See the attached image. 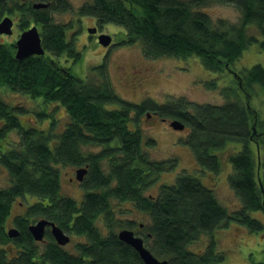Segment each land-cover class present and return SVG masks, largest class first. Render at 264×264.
<instances>
[{
  "label": "trees",
  "instance_id": "16d2710c",
  "mask_svg": "<svg viewBox=\"0 0 264 264\" xmlns=\"http://www.w3.org/2000/svg\"><path fill=\"white\" fill-rule=\"evenodd\" d=\"M55 1L35 10L18 0H0V17L17 15L21 31L32 23L38 26L44 49L43 55L17 60L15 45L0 41V164L9 175L8 185L0 188V264H145L119 240L122 229L133 230L167 264H222L224 254L212 237L217 228L232 221L254 233L264 227L250 216L251 211L264 212V155L259 156L264 152V122L249 103L254 86L264 89V67L233 68L252 42L264 49V0H234L237 23L214 22L201 10L218 0H89L76 9L79 17H93L98 28L113 23L124 29L123 44L137 43L147 58L194 56L208 72L228 75L220 105L184 97L159 105L149 99L135 104L117 94L104 61L83 79L71 74L58 60L65 57L75 64L82 53L73 43L74 32L68 39L72 24L54 22L52 16V10L69 11L70 2ZM251 28L262 42L256 33L247 35ZM207 86L217 89L215 81ZM9 91L40 102L46 110L53 108L37 113L38 122L47 119V126L24 125L19 117L26 109L3 99ZM55 107L66 113L60 131ZM150 111L189 128L184 144L196 164L214 176L220 170L214 151L241 144L229 158L228 185L240 200L237 210L229 212L213 188L184 170L173 184L160 185L156 195L146 194L176 162L149 157L155 140L145 138L136 121ZM11 132L17 139L8 140ZM66 166L87 170L81 181L75 179L82 192L78 202L61 192ZM17 198L24 200L25 211L14 217ZM39 219L71 234L73 249L57 245L48 230L36 242L28 227ZM10 228H17L15 238L7 235ZM207 233L211 240L204 250H189Z\"/></svg>",
  "mask_w": 264,
  "mask_h": 264
},
{
  "label": "rangeland",
  "instance_id": "374dc122",
  "mask_svg": "<svg viewBox=\"0 0 264 264\" xmlns=\"http://www.w3.org/2000/svg\"><path fill=\"white\" fill-rule=\"evenodd\" d=\"M52 5L55 0H47ZM70 2L71 9L69 11L52 10L54 22L72 24L68 30V39L72 37L73 43L77 51L82 53L79 62L73 64L65 57H61L58 62L66 68H69L71 74L80 78H85L87 74H91L94 67L106 63L107 72L111 83L123 99H127L135 104L151 100L154 103H164L169 99L184 97L187 101L196 104H215L220 105L224 102L222 87L228 86V75L218 77L213 72H208L201 64L200 59L194 56L187 58L174 57H158L157 59L147 58L143 55L140 46L135 43L132 45L123 44L126 31L115 24H104L102 28H98L93 17L77 16L76 9L81 4L89 0H66ZM209 15L214 22L219 19L237 23L240 14L236 9L234 0H218L212 1L204 8H201ZM12 17V16H11ZM1 18V17H0ZM91 27H96L99 34H106L111 39V47L101 46L97 40L98 35H90L87 31ZM21 32L20 28L13 30V34L0 35L1 42H13L17 35ZM247 35L257 33L256 29L251 28L246 31ZM71 34V35H70ZM258 42H262L259 34L255 36ZM71 40V39H70ZM264 67V49H261L257 42H252L238 60L233 64V68L237 71L242 69H250L253 65ZM139 71V72H138ZM215 79V80H214ZM215 81L217 89H210L208 83ZM221 94V95H220ZM3 99L12 105L22 106L27 112L21 114L19 119L26 126L46 127L48 120L39 123L37 113L46 110L40 102L28 98L22 94L6 92L2 95ZM249 103L253 109L257 110V117L264 122V89L254 86L250 93ZM37 100V99H36ZM40 101V100H39ZM193 103V104H194ZM53 108L47 107L46 111ZM55 118H58L56 129L61 130L64 122L67 120L66 113L63 108L55 107L53 111ZM170 119L163 120L160 116L153 114L152 111L141 115L136 121V125L141 130L145 138H153L155 140L154 148L147 150L149 157L155 161L175 160L172 169L160 173L154 185L147 191V195H156L158 187L162 184L171 185L175 181V176L181 171H186L192 176L199 178L204 186L213 188L215 194L223 207L229 212L237 210L240 205L238 197L234 196L233 191L228 185V176L231 172L230 156L241 148L240 143H228L224 149L214 151L219 157L220 170L216 176L206 169H201L195 161L194 155L184 139L188 135L189 128L184 126L181 131L175 130L169 125ZM260 132V131H258ZM17 139V135L11 132L8 140ZM255 145L252 144L254 151ZM98 150V149H93ZM264 152L259 151V156H263ZM105 168V164L103 165ZM79 167L62 168L61 170V192L67 197H72L76 202L81 199L82 192L78 181H75L76 169ZM72 179L73 181H70ZM9 175L3 165L0 164V188L8 185ZM28 198V202L30 203ZM11 216L22 214L25 211L24 200L17 198L12 204ZM250 216L262 222L264 226V212L251 211ZM137 223L142 218L136 216ZM11 221V218H10ZM9 221V222H10ZM210 234L202 235L197 242L189 246V250L197 252L204 250L209 243ZM215 241L216 250H220L224 254L222 264H257L264 262V227L260 233H254L236 222H229L224 227L217 228L212 233ZM79 241L78 239H75ZM74 238L72 237L67 250L73 249Z\"/></svg>",
  "mask_w": 264,
  "mask_h": 264
},
{
  "label": "water",
  "instance_id": "95a60500",
  "mask_svg": "<svg viewBox=\"0 0 264 264\" xmlns=\"http://www.w3.org/2000/svg\"><path fill=\"white\" fill-rule=\"evenodd\" d=\"M26 1V0H21ZM48 5L46 3L38 2L37 4L33 5L35 10L46 8ZM12 20L9 16L2 18L0 20V34L2 35H11L12 34ZM90 35L96 33V27H91L87 31ZM18 38L15 41V58L18 60L23 58H28L29 56H39L44 54V49L41 44V34L37 29V26H31L27 28V30L21 31L18 34ZM98 42L103 47H107L111 44V39L106 34H100L97 37ZM170 125L173 129L181 131L184 128V124L180 123L178 120H172ZM259 158V156H258ZM87 170L85 168H78L76 169V176L75 179L81 181ZM49 226L50 228V235L55 240L56 244L59 246H65L69 244L70 235H67L62 229L52 222L46 219H39L35 223L30 224L28 227V231L33 236V239L37 241H42L44 239V234L46 228ZM7 235L9 237H14L18 235L17 228H10L7 231ZM118 238L121 242L128 244L132 249L138 253L139 258L141 259L142 263L145 264H167L165 260H160L156 256L152 254L145 246L143 239L140 236H137L133 230L122 229L118 232Z\"/></svg>",
  "mask_w": 264,
  "mask_h": 264
},
{
  "label": "flooded vegetation",
  "instance_id": "af4514ba",
  "mask_svg": "<svg viewBox=\"0 0 264 264\" xmlns=\"http://www.w3.org/2000/svg\"><path fill=\"white\" fill-rule=\"evenodd\" d=\"M18 1H19L21 4H23V5H27V4L29 5V4H30V5L32 6V8H33V5H34V4H37L38 2L46 3L48 6H49V5H52L51 2H49V1H47V0H26V1L18 0ZM48 6H47L46 8H48ZM33 9H34V8H33ZM9 17L11 18V20H12V24H13V27H12V34H13V30H15L17 27L19 28L18 18H17L18 16L16 15L15 17H11V16H9ZM2 18H3V17H2ZM2 18H1V19H2ZM1 19H0V20H1ZM31 26H34V24L32 23L29 27H31ZM35 26H36V25H35ZM29 27H28V28H29ZM37 29H38V31H39V27H38V26H37ZM26 30H27V29H26ZM23 31H24V30H23ZM96 31H97V30H96ZM12 34H11V35H12ZM39 34H40V32H39ZM94 34H97L98 36L100 35L98 31H97L96 33H94ZM0 35H2V34H0ZM11 35H10V36H11ZM18 36H19V35H17L16 39H14L15 41L17 40ZM15 41L12 42L13 45H14ZM110 47H111V45H110L108 48H110ZM138 72H139V71H138ZM69 180H70V181H73L72 179H69ZM47 230L50 231L49 226L46 228V231H47ZM69 235H70V240H71L73 236H72L71 234H69ZM66 246H68V244L65 245V247H66Z\"/></svg>",
  "mask_w": 264,
  "mask_h": 264
}]
</instances>
